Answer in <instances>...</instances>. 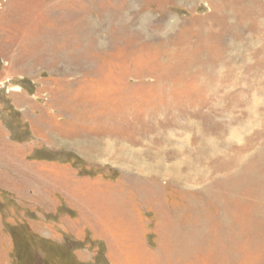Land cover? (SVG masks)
Here are the masks:
<instances>
[{
    "label": "rangeland",
    "instance_id": "rangeland-1",
    "mask_svg": "<svg viewBox=\"0 0 264 264\" xmlns=\"http://www.w3.org/2000/svg\"><path fill=\"white\" fill-rule=\"evenodd\" d=\"M264 264V0H0V264Z\"/></svg>",
    "mask_w": 264,
    "mask_h": 264
},
{
    "label": "trees",
    "instance_id": "trees-1",
    "mask_svg": "<svg viewBox=\"0 0 264 264\" xmlns=\"http://www.w3.org/2000/svg\"><path fill=\"white\" fill-rule=\"evenodd\" d=\"M42 262H44V264H52L51 261L47 258H43Z\"/></svg>",
    "mask_w": 264,
    "mask_h": 264
}]
</instances>
